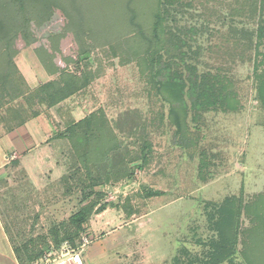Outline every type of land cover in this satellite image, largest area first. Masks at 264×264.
I'll list each match as a JSON object with an SVG mask.
<instances>
[{
    "label": "rangeland",
    "instance_id": "1",
    "mask_svg": "<svg viewBox=\"0 0 264 264\" xmlns=\"http://www.w3.org/2000/svg\"><path fill=\"white\" fill-rule=\"evenodd\" d=\"M164 1L188 63L224 77L231 98L232 109L199 113L186 101L181 129L134 58L147 47L134 25L151 23V0H54L50 12L0 0V137L36 114L50 130L32 152L6 153L0 174V218L22 264L54 260L76 214L69 244L83 264H207L218 207L230 200L240 210L235 252L220 264H248L247 255L264 264V0ZM20 68L85 85L48 108L45 83L29 87ZM100 111L113 147L80 160L65 130Z\"/></svg>",
    "mask_w": 264,
    "mask_h": 264
},
{
    "label": "trees",
    "instance_id": "2",
    "mask_svg": "<svg viewBox=\"0 0 264 264\" xmlns=\"http://www.w3.org/2000/svg\"><path fill=\"white\" fill-rule=\"evenodd\" d=\"M16 1L17 3H23L25 0ZM53 1L36 0L41 5V11L44 12H50L51 8L56 6L57 3ZM151 3L154 6L150 15L152 19L151 23L147 26H142L138 23L134 25L137 33L136 41L140 40L143 44L145 43V46L147 45L144 52L137 51L134 58L137 59L135 61L140 66L141 72H145L144 74L147 75L149 82L155 86L156 91L160 95L162 94L166 102L170 104V115L177 127L181 129L184 126L183 118L188 111L186 101L190 102V107L194 113L207 111L210 108L217 107V105L220 109H225L227 105L232 109L231 102L230 104L227 102L231 98L230 95L227 96L226 94L228 88L225 87L224 77L212 74L210 71L199 73L196 66L188 63L192 57L189 54L191 50L189 43L184 39L182 40L180 35L173 34L164 23L166 20V15H164L166 10L163 9L165 1L151 0ZM2 30L3 27L0 25V32ZM192 30L196 31V29ZM1 37L2 35L0 34ZM184 49L187 50L185 51ZM4 51L6 50L4 49ZM5 57L7 58V53L4 52V59H6ZM58 76L57 80L47 82L40 87V91L45 95L44 100L48 108L65 101L83 89L85 85V83L82 84L77 77L70 73L62 72ZM34 116H37V114ZM103 117V112H93L86 118L66 128L65 131L69 135L72 150L80 160L87 153H96L97 156H100L112 149L113 134ZM140 159L142 166L145 165V162H147L146 155L142 154ZM6 169L7 165L4 166V173H6ZM87 171L90 173L91 169ZM92 181L88 185L91 191L96 186ZM161 195V191L149 192L150 197ZM261 200L264 202L263 195L261 196ZM254 205L257 206L256 203ZM239 211L238 206H236L233 200L226 201L218 207L220 215L215 222V226L219 232L220 240L214 246V252L209 254L207 264L223 263L234 254L237 237L236 216H238ZM78 217L79 215L76 214L69 219L72 230L67 228L62 238L58 241L59 243L63 241L68 243L71 241L73 243L82 222V219ZM224 226L227 227V235ZM73 230L74 232H72ZM16 258L22 264L17 256ZM246 260L248 264H252L251 256L247 255Z\"/></svg>",
    "mask_w": 264,
    "mask_h": 264
},
{
    "label": "crops",
    "instance_id": "3",
    "mask_svg": "<svg viewBox=\"0 0 264 264\" xmlns=\"http://www.w3.org/2000/svg\"><path fill=\"white\" fill-rule=\"evenodd\" d=\"M19 73L26 79L29 87L35 88L40 83H47L51 80L50 76L46 74V80H40L33 75L26 77L19 69ZM46 73V72H45ZM36 85V86H35ZM43 116H34L32 118L21 121L15 128L10 130L8 134L0 137V174L3 175L5 166L4 160L8 156L6 153H13L14 155L23 154L24 152H32L41 144L50 139V130L43 123ZM23 122V123H22ZM1 175V176H2ZM0 264H20L14 255V251L10 244L9 238L4 229V225L0 218Z\"/></svg>",
    "mask_w": 264,
    "mask_h": 264
},
{
    "label": "built area",
    "instance_id": "4",
    "mask_svg": "<svg viewBox=\"0 0 264 264\" xmlns=\"http://www.w3.org/2000/svg\"><path fill=\"white\" fill-rule=\"evenodd\" d=\"M59 248L57 257L47 264H83L80 249L73 247L68 242H63Z\"/></svg>",
    "mask_w": 264,
    "mask_h": 264
}]
</instances>
